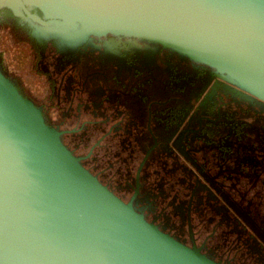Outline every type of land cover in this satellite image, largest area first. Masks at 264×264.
<instances>
[{"label": "water", "instance_id": "95a60500", "mask_svg": "<svg viewBox=\"0 0 264 264\" xmlns=\"http://www.w3.org/2000/svg\"><path fill=\"white\" fill-rule=\"evenodd\" d=\"M2 8L39 30L178 51L264 103V0H0ZM60 135L0 69V264H218L146 222L133 197L114 196Z\"/></svg>", "mask_w": 264, "mask_h": 264}, {"label": "flooded vegetation", "instance_id": "af4514ba", "mask_svg": "<svg viewBox=\"0 0 264 264\" xmlns=\"http://www.w3.org/2000/svg\"><path fill=\"white\" fill-rule=\"evenodd\" d=\"M29 11L41 17L37 11ZM32 25V34L39 44H31V32H23L20 45L24 46L28 77L38 83L32 89L19 76L9 74V77L23 97L38 101L40 108L35 107L45 124L61 133V143L80 159V165L123 203L133 197V210L146 222L186 247L194 245L208 259L218 264H264V103L217 77L209 68L208 79L199 87L198 103L188 108L180 122L173 118L162 120L164 127L174 124V132L155 135L150 108L145 112L141 131L146 142L138 137L140 140L129 144L126 136L134 134L136 128L131 120L130 126L121 125L127 117L122 108L117 110L122 114L108 125H101L108 118L103 122L89 120L90 110H83L89 103L84 101V86L73 59L87 41L114 51L136 40L85 38L77 41L70 53L62 54L55 41L39 39L43 35ZM197 65L192 69L197 77H202L207 67ZM109 77L117 88L114 93L122 95L121 82L114 75ZM247 114L252 121L262 122L248 131L251 137H256L251 146L242 131L247 120L237 118ZM92 125L95 128L83 131ZM180 134V140L174 144ZM63 135H71V141L77 136L75 146L69 149L63 143ZM165 152L167 159L168 156L172 159L168 169L153 168L150 161L143 171L150 156L154 161L155 155L162 157ZM85 160H91L89 169L82 165ZM171 168L180 185L170 174L173 170L168 172ZM101 175L106 177L104 183L98 179ZM110 182L117 183V193L108 188ZM175 202H182V216Z\"/></svg>", "mask_w": 264, "mask_h": 264}, {"label": "rangeland", "instance_id": "374dc122", "mask_svg": "<svg viewBox=\"0 0 264 264\" xmlns=\"http://www.w3.org/2000/svg\"><path fill=\"white\" fill-rule=\"evenodd\" d=\"M35 27L38 28V26ZM37 31L40 35H43L39 36V39H51L55 41L56 47L62 54L70 53L77 46V41L80 42L86 38L72 34H60L54 30H39L38 28ZM23 49L24 46L14 43L9 38L7 30L0 29V51H3L1 57L3 65L7 67L8 74L19 76L26 85H31L33 89V86L38 82L32 81L30 76L28 77V65ZM78 53V57L76 54L73 62L77 63L79 80L84 86V101L89 103L87 107H83L84 112L87 109L90 110L88 114L89 120L93 122H103L108 118L109 120L102 123V126H105L106 123L108 125V122L111 120H115V117H119L122 114L121 112L126 113L127 117L121 125L124 127L130 126L132 121L136 128L133 132L135 135L130 134V136H126V141L129 144H133L134 140H140L139 138H141V141L146 142L147 139L141 131L145 123V112L147 113L150 108L153 111V133L159 136L164 133L174 132V124L164 127L162 120L164 118H173V120L180 122L183 114L187 113L188 108L191 105L194 107L198 103L197 94L200 93L199 87L204 80L208 79L209 72L211 71L207 67L204 75L197 77V72L192 69V66L198 67V63L189 61L178 51L161 49L157 44L144 40H136L134 43L114 51L108 50L104 45L101 46L87 41ZM110 75H114L121 82V85H123L122 95L114 93L117 88L110 79ZM64 85L65 83L62 85V90ZM65 93L67 94V91ZM176 98L181 102L176 101ZM29 99L35 106L40 108L38 101L30 97ZM120 108L123 111L117 113V110ZM160 110H164V113ZM72 112H74V109L71 110L68 115L69 117ZM241 117L247 120L245 128L242 131L245 133L248 146H251L256 141V137L255 135L251 137L248 131H251L254 126H259L261 120L252 121L249 114L237 118ZM134 118H136V121ZM95 126L87 127L83 131L86 132L90 128H95ZM63 127L68 128L70 126L64 125ZM70 136H62L64 138L62 139L63 143L69 149L75 146V143L78 141L77 136H73L72 141ZM249 136L253 138L252 141L249 140ZM79 137L81 138V135ZM244 147L248 148L247 146ZM154 154L155 151L153 152ZM167 154L165 152L164 156L158 158L155 155L154 161L151 160L153 156H150L144 165L143 171L145 172L150 161L153 168L156 167L158 169L161 167L164 170L168 169L172 159L168 156V160ZM82 165L89 169V166L91 167V160L83 161ZM176 168L174 167V170ZM172 170L173 168L169 169L168 172ZM174 170L170 174L174 176V181L177 180L176 183L180 185L178 182L180 180L177 179V173H174ZM90 171L93 173V170ZM98 179L104 183L106 177L101 175ZM116 185L117 183L110 182L108 188L112 192L117 193L115 189ZM175 203L174 205L178 207L182 216V202ZM134 207L137 210L135 205ZM149 218L150 216L146 217L147 220ZM161 230L164 231V229ZM174 237L176 238V236ZM176 239L181 241L179 236Z\"/></svg>", "mask_w": 264, "mask_h": 264}, {"label": "trees", "instance_id": "16d2710c", "mask_svg": "<svg viewBox=\"0 0 264 264\" xmlns=\"http://www.w3.org/2000/svg\"><path fill=\"white\" fill-rule=\"evenodd\" d=\"M34 26H36V25H34ZM31 27L33 28V25L30 24L24 18L23 15L14 16L8 9H5V8L0 9V29L7 30L9 32V38L11 40H13L14 43H17V44L21 43L22 40L20 38L23 36V32H31L30 33V38H29L31 44L33 42L38 43V41L34 38V36L32 34L33 29H31ZM2 53H3V51H0V69L6 75L8 80L15 87V84L13 83V81H11V79L9 77V74H8V71L6 70V67L3 65V61H2V58H1L2 57Z\"/></svg>", "mask_w": 264, "mask_h": 264}]
</instances>
